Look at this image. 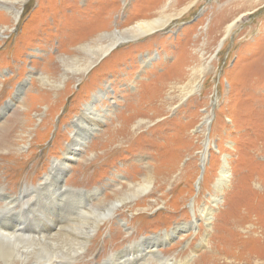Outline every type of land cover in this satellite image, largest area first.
<instances>
[{
  "label": "rangeland",
  "instance_id": "obj_1",
  "mask_svg": "<svg viewBox=\"0 0 264 264\" xmlns=\"http://www.w3.org/2000/svg\"><path fill=\"white\" fill-rule=\"evenodd\" d=\"M167 2L0 0L3 192L16 196L23 184L42 186L52 162L67 160L61 184L98 189L83 211L131 192L145 168L153 177L145 195L125 202L99 225L76 264H102L129 242L153 237L161 242L157 253L169 263L242 264L246 253L263 254L264 0H196L157 32L119 43L84 74L72 71L87 60L85 43L103 44L100 33L154 18ZM238 15L224 38L222 30L214 31L216 20L224 26ZM202 51L213 59L199 75ZM194 83L198 89L185 95ZM152 91L154 103H138ZM87 104L99 117L91 127L97 126L67 159L74 124ZM223 166L227 182L219 185ZM55 192L42 197L54 219L66 220L67 211L76 217L73 198L58 206ZM26 198L29 213L36 194ZM23 220L35 232L33 222ZM5 223L15 228L12 215Z\"/></svg>",
  "mask_w": 264,
  "mask_h": 264
},
{
  "label": "bare ground",
  "instance_id": "obj_2",
  "mask_svg": "<svg viewBox=\"0 0 264 264\" xmlns=\"http://www.w3.org/2000/svg\"><path fill=\"white\" fill-rule=\"evenodd\" d=\"M178 1L180 0H170V2L161 5L159 7L160 9H158L157 16L154 18L136 21L134 25L124 30H119L117 28L113 29L112 31L100 33L98 36V41L104 40L105 43H103L102 41L103 44H97V46L95 47L89 46V44L85 43L82 46V49L87 56V60L83 64L74 67L72 71H75V73L78 74H84L97 60V62H99L104 56L108 55L115 47H117L119 43L127 42V40H129L130 38L135 39L137 37L144 36L145 34L148 35L157 32L174 16H181L187 13L188 10H190V6L196 2V0H187L183 5H178ZM170 10L175 11L171 13ZM17 14L18 10L13 11L12 17L16 19ZM217 18H219V16H217ZM240 18L241 15H238L232 18L231 21L226 22L224 26L222 23H220V20H218V22L216 20V24H213L216 25L214 31L222 30V36L224 38V36L228 35L230 31L237 25ZM219 24H222V29L221 27L219 28ZM2 30L3 27H0L1 34H3ZM223 38L217 41L215 51L220 49V47L222 46L224 41ZM183 57V60L186 61V57H188V54H183ZM200 57L201 66L197 68V72L194 71L199 75L210 67L213 55L206 56L205 52L202 51ZM182 70V67L181 71L179 68L178 73L182 72ZM39 80L44 83L47 82V79H45L44 76L40 77ZM160 84V87H164L163 83L160 82ZM188 89L189 90L185 93V95L191 93L192 91H196L198 89V86L194 83L192 84L191 88L188 87ZM152 93L153 91L145 96H140L138 99V103L141 104L143 103L142 101L149 100L154 103V99L152 100L151 96ZM102 95L103 94H99L94 98H99ZM88 105L89 104L85 105L82 115L76 119L77 125L74 124V139L72 142V146L69 148L67 159L73 156L75 150L74 147H78L80 145V142H84L89 132L91 133L97 126L93 125L91 127L94 120L99 117L94 111L90 110V106ZM116 116L115 118H117ZM130 117L131 115L129 114L127 118ZM136 123L137 124L135 126H139L140 124H142L143 118L138 119ZM117 133L118 132L115 131V134ZM66 166H68L67 160L60 163L58 161L52 162L51 167L43 177L42 186H40L39 184V186L32 188V186L23 184L21 185L19 193L16 196H9L6 192H3L4 190L2 188H0V200H5V203L3 204L4 206L0 207V264H76V258H79V255H83V252L87 248L88 243L92 239V233L97 230L99 225H101L104 221L109 222V220L114 217L117 211L120 210L119 207H122L125 202L130 201L131 199H135L136 197H138V195H145L153 183V177L149 173L150 169L145 168L143 169V171H145L144 177L137 184L132 183L133 186L131 188V192L122 193V195L117 197L114 201H110L107 204L101 205L102 207H94L89 204V207L81 211L83 205L87 206L86 202L90 203L97 196L98 189H96L95 191H83L71 189L70 187L68 188L65 185L61 184ZM227 175L228 174L226 166H223L220 171V179L218 182L220 183L219 185H225V183L227 182ZM162 179L166 182L164 178ZM56 190L58 191L59 195L58 206L60 205V201H62V199L73 198L75 204L74 208H76L77 211L80 212L76 215V217H71V214H69L67 211L66 220L60 219L58 215H56L58 216V220L56 221V219H54L55 217H53L52 214L54 213L53 210L52 212H50L49 208L47 209L46 200L48 199V197H46L45 193H47L48 196L51 194L56 196ZM30 193H35L36 199L35 202L30 205L31 210L28 213L26 211V207L29 203H27V201L24 199L28 197V194ZM43 196L46 199L45 201L42 198ZM11 215L13 216V227L15 228H11L12 224H8V227H10L11 229L9 230L8 227H5V222ZM23 218L27 219L26 222L28 224L33 222L31 228H33L34 226V228H36L35 232L33 230L34 228L32 229V232H28L30 227H27L23 224ZM40 218L44 220L42 224H40ZM19 229H23L24 231L18 232L17 230ZM167 237V234H164L163 239H166ZM159 243L161 244L157 237L135 242L133 244L129 242L123 250L121 249L118 252L110 253L102 264H149L151 263L150 261L155 262L156 264H177L174 261L169 263L168 259L161 257L157 253L156 246H158ZM259 250L263 252L262 256L258 257L246 253V258L244 260V263L242 264H248L250 262H256L255 264H264V248ZM234 259L236 258L234 257Z\"/></svg>",
  "mask_w": 264,
  "mask_h": 264
},
{
  "label": "water",
  "instance_id": "obj_3",
  "mask_svg": "<svg viewBox=\"0 0 264 264\" xmlns=\"http://www.w3.org/2000/svg\"><path fill=\"white\" fill-rule=\"evenodd\" d=\"M202 170H203V166H202Z\"/></svg>",
  "mask_w": 264,
  "mask_h": 264
}]
</instances>
